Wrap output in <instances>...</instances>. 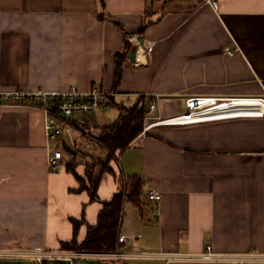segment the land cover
Segmentation results:
<instances>
[{"label":"crops","instance_id":"1","mask_svg":"<svg viewBox=\"0 0 264 264\" xmlns=\"http://www.w3.org/2000/svg\"><path fill=\"white\" fill-rule=\"evenodd\" d=\"M71 87L114 93L90 116L72 117L90 132L141 99L156 100L155 114L168 121L190 97L235 99L183 118L205 122L142 130L109 159L92 140L104 156L65 154L70 168L52 171L47 157L65 145L62 135L49 139L40 108L3 96ZM259 97L264 0H0V249L60 251L73 238L71 218H84L83 241L104 203L137 176L143 206L124 200L118 234L140 239L116 249L141 256L120 264H168L150 255L207 246L218 258L169 264H238L240 256L264 264V114L250 99ZM151 190L161 195L158 217Z\"/></svg>","mask_w":264,"mask_h":264},{"label":"built area","instance_id":"2","mask_svg":"<svg viewBox=\"0 0 264 264\" xmlns=\"http://www.w3.org/2000/svg\"><path fill=\"white\" fill-rule=\"evenodd\" d=\"M214 7L217 6V3L211 2ZM133 42V38L130 37ZM236 51V48H227L226 52L232 54ZM114 96V93L106 91L102 88L93 87L87 92H80L74 87H71L67 91L57 92V91H36V92H18L12 95H4V100H27L28 103L24 105L38 107L40 108L45 116V130L49 139H57L63 131V127H70L73 130L80 131L81 126L72 120V117L77 115L90 116L96 110L102 108L107 104ZM235 98H209V97H190L185 100V110L174 117H171L172 121H168L170 118L156 121L154 123L148 124L143 128V131L148 130L155 124H158L162 121L166 124H192L205 122L203 120H194L188 122L190 119H183L191 116L194 113H199L205 107L212 106L214 102H224L234 100ZM258 100L263 106L264 114V97L259 98H250ZM208 103V104H207ZM156 100H150V108H156ZM236 117H250V116H231L225 119L236 118ZM181 118V119H179ZM223 120V119H215ZM167 121V122H166ZM214 121V120H207ZM48 166L52 171H60L66 167L68 164V158L59 149L50 151L47 157ZM147 199L152 204V214L155 217H158L160 214L159 203L161 200V195L153 190L147 193ZM135 239H140V235H123L118 234L117 236V245L124 243L132 242ZM141 256V253H124L118 248L112 252H87V251H52L45 249H29L25 247L17 248H6L0 249V260L6 261H33L38 264H43L44 262H61L63 264H79L81 260L87 258H97L101 262H111V261H120L126 257H138ZM155 258L163 259L168 264L172 260H214L218 256L212 252L210 246L206 247V250L202 253L197 254H179V253H164L158 252L150 255ZM233 259H238V264H244L243 260L246 259L243 256L236 257Z\"/></svg>","mask_w":264,"mask_h":264},{"label":"trees","instance_id":"3","mask_svg":"<svg viewBox=\"0 0 264 264\" xmlns=\"http://www.w3.org/2000/svg\"><path fill=\"white\" fill-rule=\"evenodd\" d=\"M127 42L128 40L126 39V44ZM149 101L150 99L147 101L141 99L132 107H121L118 118L112 124L103 128L102 134L99 136V141L108 150L107 159L126 149L130 142L142 132L143 119L148 111L146 103ZM17 103L25 104L28 101L19 100ZM70 165L71 161L65 168H70ZM144 184L145 179L141 177H129L126 180L125 187L121 188L109 201L104 203L102 210L99 212L96 224L87 225V235L81 242L77 241L76 234L81 224H86L84 218H71L74 233L73 238L70 241L61 242V250L87 252L115 251L122 204L124 200H128L139 209H142ZM93 199H96L94 194ZM7 263L8 261L6 260H0V264ZM53 263L63 264L61 262ZM43 264H50V262H44Z\"/></svg>","mask_w":264,"mask_h":264},{"label":"rangeland","instance_id":"4","mask_svg":"<svg viewBox=\"0 0 264 264\" xmlns=\"http://www.w3.org/2000/svg\"><path fill=\"white\" fill-rule=\"evenodd\" d=\"M21 104H24V103H21ZM146 106H147L148 111L143 119V128L146 127L150 123H154L156 121L161 120V119H158L157 115L154 112L156 108H153V109L150 108V101L146 103ZM102 130L97 131L96 129H93V131L90 132L89 129H85L81 127L80 131H76V130L71 129L70 127H63V132L61 134L62 135L61 137L63 140L62 142L65 145L60 144V146H58L57 149L61 150L67 156L68 155L71 156L73 152L78 153L80 161H81L80 158H83V156L85 157L84 160H88V161H91V155L104 156L105 151H103L101 147H99L97 144H95V142L92 141V140L94 141L96 140L97 142H99V136L102 134ZM69 161L70 159L68 158V163ZM113 263L120 264L119 261H113ZM7 264H38V263L33 262V261H8ZM50 264H54V263L50 262ZM81 264H102V263L97 258H87V259L81 260Z\"/></svg>","mask_w":264,"mask_h":264},{"label":"water","instance_id":"5","mask_svg":"<svg viewBox=\"0 0 264 264\" xmlns=\"http://www.w3.org/2000/svg\"><path fill=\"white\" fill-rule=\"evenodd\" d=\"M135 52H136V50H133V51L131 52L130 56H131V57H134V56H135ZM105 264H112V263H110V262H106Z\"/></svg>","mask_w":264,"mask_h":264},{"label":"bare ground","instance_id":"6","mask_svg":"<svg viewBox=\"0 0 264 264\" xmlns=\"http://www.w3.org/2000/svg\"><path fill=\"white\" fill-rule=\"evenodd\" d=\"M142 46V45H141ZM142 49V48H141ZM142 51V50H141Z\"/></svg>","mask_w":264,"mask_h":264}]
</instances>
